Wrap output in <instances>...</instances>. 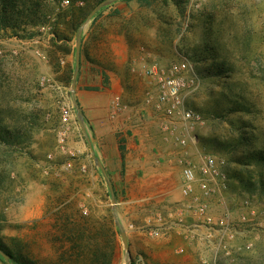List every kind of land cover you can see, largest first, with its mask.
<instances>
[{"label":"rangeland","instance_id":"rangeland-1","mask_svg":"<svg viewBox=\"0 0 264 264\" xmlns=\"http://www.w3.org/2000/svg\"><path fill=\"white\" fill-rule=\"evenodd\" d=\"M68 1L44 0L45 21L32 28L34 35L0 30V126L11 131V143L0 141V242L39 263L68 264L83 243L68 239L61 215L79 211L95 220L112 215L115 223L114 207L118 215V200L128 194L116 192L111 183L117 168L108 144L114 120L109 108L120 84L108 77L125 68L124 90L130 91L128 77L143 74L141 57L164 65L181 55L194 59L200 81L187 97L204 118L196 128L200 148L224 158L232 175L256 183L247 190L231 178L232 211L244 198L264 208V189L258 186L264 169L243 163L247 154L264 151V1ZM215 66L221 72L214 73ZM121 101L130 105L125 96ZM164 211L158 206L148 215ZM139 217L118 215L128 264H204L213 258L217 264H264V218L238 235L240 249L225 256L209 246L199 249L197 237L190 238L195 252L167 246L162 238L168 233L152 237L140 231L146 222ZM106 238L111 237L101 242L113 246L112 264H125L120 232L114 241ZM0 264L11 263L0 253Z\"/></svg>","mask_w":264,"mask_h":264},{"label":"built area","instance_id":"built-area-1","mask_svg":"<svg viewBox=\"0 0 264 264\" xmlns=\"http://www.w3.org/2000/svg\"><path fill=\"white\" fill-rule=\"evenodd\" d=\"M68 2L62 0V4ZM138 62H141L140 69L151 83L143 102L155 111L159 127L179 147L177 163L181 173L179 192L182 201L177 210L182 216L192 217L187 229L205 247L209 246L213 254L221 252L231 256L240 249L235 244L236 237L246 229L260 225L264 208H258L249 198H244L237 210L232 211L227 201L232 180L227 161L200 148L196 128L204 118L190 107L187 97L199 86L200 74L196 64L188 55H181L179 60L167 65L145 61L142 57ZM126 108L120 96L114 95L110 101L109 117L115 118ZM171 214H157L153 218L157 226H150L148 221L139 230L154 237L175 226L183 227V218L171 222ZM204 264L217 263L213 258L204 260Z\"/></svg>","mask_w":264,"mask_h":264},{"label":"crops","instance_id":"crops-1","mask_svg":"<svg viewBox=\"0 0 264 264\" xmlns=\"http://www.w3.org/2000/svg\"><path fill=\"white\" fill-rule=\"evenodd\" d=\"M126 75L125 68H120L115 74L109 73L108 77L111 84H120L118 93L114 94L123 100L125 96L130 102L124 111L109 121L110 157L115 160L114 166L117 168V172L111 174V183L116 192L128 194L126 200H118V215L123 220L138 218L139 214V222H155L148 213H152L155 207H163L165 215L172 213L168 217L171 222L183 218V227L180 225L167 230L168 234L162 238V242L170 247L183 246L186 251L195 252L190 239L194 237L193 233L187 229L193 219L187 214L182 216L177 210L182 201L179 192L181 173L177 163L179 147L161 130L155 111L143 102V91L151 88L149 79L140 72L132 73L127 81L132 84V88L128 91L124 90ZM120 142L124 147L123 160L117 149ZM233 186L231 180L229 200ZM231 204L234 205L232 201ZM147 206L151 211L145 208ZM204 245L202 242L197 243L199 249Z\"/></svg>","mask_w":264,"mask_h":264},{"label":"trees","instance_id":"trees-1","mask_svg":"<svg viewBox=\"0 0 264 264\" xmlns=\"http://www.w3.org/2000/svg\"><path fill=\"white\" fill-rule=\"evenodd\" d=\"M142 3H148V0H139ZM47 5L44 0H0V30H11L10 35L16 36H28L34 35V28L37 25L43 24L46 16ZM30 28L31 30H27ZM19 31L23 34L20 35ZM6 33V32H5ZM29 37V36H28ZM194 60V59H192ZM195 62V61H194ZM214 70V73L221 72L219 66ZM14 133V132H13ZM11 131L5 127L0 126V141L4 143H11L10 138ZM121 160L124 158V147L119 143ZM246 161L244 164H248L251 161L259 165H262L264 169V151L258 153H250L246 155ZM228 171H229V163ZM231 178L237 179L242 183L243 187L247 190H253L256 183H249L243 177L237 174H231ZM3 180V173H0V183ZM259 187L264 189V179L259 181ZM75 215L73 212L64 214L59 217L62 220L64 226V233L68 236L70 241H81L77 244L78 249L75 251L71 258H69L68 264H112L114 258V248H107L106 243L102 244L101 239L105 236L109 241H114L116 234L119 233L117 225L114 223L112 215H105L101 220H95L91 217L83 216L79 211ZM0 249L3 250L8 256L11 264H44L39 263L18 251H15L9 247L4 246L0 242ZM71 255V254H70Z\"/></svg>","mask_w":264,"mask_h":264},{"label":"water","instance_id":"water-1","mask_svg":"<svg viewBox=\"0 0 264 264\" xmlns=\"http://www.w3.org/2000/svg\"><path fill=\"white\" fill-rule=\"evenodd\" d=\"M81 33H82V27L79 28L78 35H77V45H76V55H75L76 56V69L78 68L79 59H80ZM75 78H76V72L74 73V76H73V84H74ZM95 160H96V163L102 169V165H101L100 161L97 158H95ZM102 171H103V169H102ZM113 214H114V217H115V223H116V225H117V227L119 229V232H120L124 247L126 249V263L125 264H128L127 261L129 260V256H130V252H129V249H128V242H127V238H126V235H125V231H124V229H123V227H122V225H121V223L119 221V218H118V215H117V212H116V207H114ZM0 253L5 257V259H8V256L6 254H4L1 251V249H0Z\"/></svg>","mask_w":264,"mask_h":264}]
</instances>
